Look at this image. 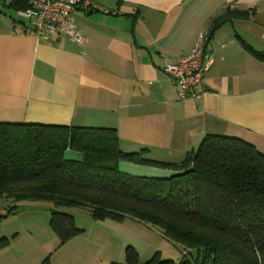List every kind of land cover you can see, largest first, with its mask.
<instances>
[{"label":"crops","instance_id":"crops-1","mask_svg":"<svg viewBox=\"0 0 264 264\" xmlns=\"http://www.w3.org/2000/svg\"><path fill=\"white\" fill-rule=\"evenodd\" d=\"M2 1L0 122L114 128L122 151L146 149L167 162L181 161L207 134L264 153V60L244 47L264 53V0H90L93 9L74 14L83 43L22 32L30 24L12 17L19 4ZM215 19L225 20L214 27ZM201 34L203 63L211 59L206 92L179 101L163 66ZM119 169L170 176L132 163Z\"/></svg>","mask_w":264,"mask_h":264},{"label":"trees","instance_id":"trees-1","mask_svg":"<svg viewBox=\"0 0 264 264\" xmlns=\"http://www.w3.org/2000/svg\"><path fill=\"white\" fill-rule=\"evenodd\" d=\"M244 47L264 60V53ZM68 149L79 157L65 159ZM146 154L122 151L114 128L0 122V197L87 209L94 220L130 217L182 251L179 263L158 253L140 263L127 246L125 261L109 264H264V153L243 139L207 134L179 162ZM120 161L173 174L131 175ZM50 226L60 245L82 231L58 209ZM8 243L0 238V250Z\"/></svg>","mask_w":264,"mask_h":264},{"label":"rangeland","instance_id":"rangeland-1","mask_svg":"<svg viewBox=\"0 0 264 264\" xmlns=\"http://www.w3.org/2000/svg\"><path fill=\"white\" fill-rule=\"evenodd\" d=\"M2 3L1 0L0 7L4 9ZM12 17L20 20L14 11ZM122 164L131 163L120 161V168ZM137 167L173 174V170L167 168L139 164ZM54 209L71 215L75 226L82 230L62 245L50 226L51 211ZM2 210L4 213L0 214V238H8L9 243L0 250V264L123 263L127 246L138 253L140 263L148 261L155 253L162 260L179 263L182 259L179 245L167 240L158 230L130 217L121 222L111 219L94 220L87 209L55 208L48 201L15 202L0 197V211ZM47 257L48 262H45Z\"/></svg>","mask_w":264,"mask_h":264},{"label":"built area","instance_id":"built-area-1","mask_svg":"<svg viewBox=\"0 0 264 264\" xmlns=\"http://www.w3.org/2000/svg\"><path fill=\"white\" fill-rule=\"evenodd\" d=\"M19 4L17 15L28 20L30 26L22 25L21 31L44 39L49 34L66 36L70 41L83 43L85 37L77 30L74 14L77 9L95 7L90 0H4ZM203 39L201 34L190 52L178 59L166 62L163 72L173 82L179 101L197 102L206 92L204 74L211 59L203 63ZM4 213V212H0Z\"/></svg>","mask_w":264,"mask_h":264}]
</instances>
